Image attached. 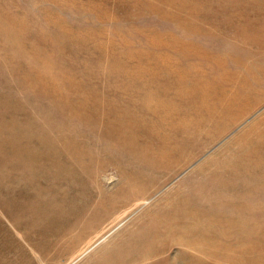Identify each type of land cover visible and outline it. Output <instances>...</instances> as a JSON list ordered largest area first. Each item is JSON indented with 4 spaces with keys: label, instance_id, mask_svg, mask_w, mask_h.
<instances>
[{
    "label": "rangeland",
    "instance_id": "obj_1",
    "mask_svg": "<svg viewBox=\"0 0 264 264\" xmlns=\"http://www.w3.org/2000/svg\"><path fill=\"white\" fill-rule=\"evenodd\" d=\"M0 264H264V0H0Z\"/></svg>",
    "mask_w": 264,
    "mask_h": 264
},
{
    "label": "bare ground",
    "instance_id": "obj_2",
    "mask_svg": "<svg viewBox=\"0 0 264 264\" xmlns=\"http://www.w3.org/2000/svg\"><path fill=\"white\" fill-rule=\"evenodd\" d=\"M188 119H189V117L188 116H183V118H182V120L184 121V122H187L188 121ZM179 120V119H178ZM250 131H254V126L250 129ZM162 137V136H161ZM166 143H171V140L168 138L167 139V141H166ZM135 186V185H134ZM120 193H117V195H119ZM176 223V222H175ZM105 223H103V225H104ZM177 224V223H176ZM102 225V226H103ZM187 225V224H186ZM177 226V225H176ZM186 227V226H185ZM212 244V243H211ZM216 246V245H215ZM208 247H210V246H208ZM217 247V246H216ZM220 247V246H219ZM229 247V246H228ZM228 247H225L226 249H228ZM224 248V247H223ZM209 249V248H208ZM214 249V248H213ZM225 249V250H226ZM215 250H216V248H215ZM243 254V253H242Z\"/></svg>",
    "mask_w": 264,
    "mask_h": 264
}]
</instances>
